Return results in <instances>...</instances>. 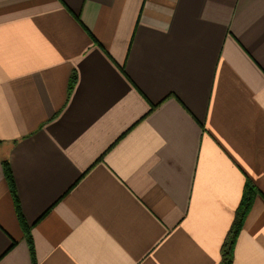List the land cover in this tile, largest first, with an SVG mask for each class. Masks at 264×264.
Instances as JSON below:
<instances>
[{
  "label": "crops",
  "instance_id": "0c3cea01",
  "mask_svg": "<svg viewBox=\"0 0 264 264\" xmlns=\"http://www.w3.org/2000/svg\"><path fill=\"white\" fill-rule=\"evenodd\" d=\"M75 82L70 91V81ZM264 264V0H0V264Z\"/></svg>",
  "mask_w": 264,
  "mask_h": 264
},
{
  "label": "trees",
  "instance_id": "16d2710c",
  "mask_svg": "<svg viewBox=\"0 0 264 264\" xmlns=\"http://www.w3.org/2000/svg\"><path fill=\"white\" fill-rule=\"evenodd\" d=\"M75 82V75L72 76L71 81H70V91L73 88ZM4 165V171L6 175V179L8 181L10 191L13 195L14 198V204H15V209L18 214V218L20 221V224L22 226V229L25 233L26 240L29 244L30 247V254L32 257V262L33 264H38L36 255H35V249L33 245V238L31 234V228L28 222L26 221L22 209H21V204L18 198L17 190H16V183L14 180L13 172L11 169V166L8 162V160L3 161ZM258 193V189L256 188L255 184H253L251 181H247L246 187L244 190V194L242 197V200L240 202V205L237 208L236 211V217L235 221L232 225V228L229 232L228 238L226 239V242L222 246V262L221 264H233L234 260V253H235V245H236V240L239 236V233L242 230V227L244 225V221L253 205L254 199Z\"/></svg>",
  "mask_w": 264,
  "mask_h": 264
}]
</instances>
